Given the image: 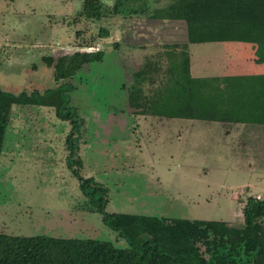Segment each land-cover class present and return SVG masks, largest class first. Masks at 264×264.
<instances>
[{
	"label": "rangeland",
	"instance_id": "obj_1",
	"mask_svg": "<svg viewBox=\"0 0 264 264\" xmlns=\"http://www.w3.org/2000/svg\"><path fill=\"white\" fill-rule=\"evenodd\" d=\"M121 1L120 15L92 21L78 17L83 0H0V89L44 93L70 83V106L82 120L75 127L52 107H12L0 158V233L94 239L127 248L102 215L90 211L77 169L107 190L108 213L224 221L242 230L247 197L264 199V126L238 125L228 134L225 128L235 125L173 120L167 126L132 105L130 92L140 88L135 73L148 58L159 63L156 78L143 90L151 98L166 79V46L186 41V25L152 18L173 0ZM102 28L109 37H100ZM80 44L103 50L104 58L75 78L57 81L44 57L73 54ZM233 44L191 45L192 61L214 74L232 64L242 73L261 71L251 67L248 45ZM201 72L193 75H206ZM135 120L152 124L140 132L145 125ZM71 134L76 157L67 143Z\"/></svg>",
	"mask_w": 264,
	"mask_h": 264
},
{
	"label": "trees",
	"instance_id": "obj_2",
	"mask_svg": "<svg viewBox=\"0 0 264 264\" xmlns=\"http://www.w3.org/2000/svg\"><path fill=\"white\" fill-rule=\"evenodd\" d=\"M113 1L111 8L103 0H83L78 17L100 21L120 15L122 1ZM152 18L184 22L186 41L166 46V79L151 98H145L143 90L148 79L156 78L159 63L148 58L135 73L140 88L138 93L131 90L130 101L141 115L229 126H264V0H173L153 13ZM99 34L102 38L109 37L107 29H100ZM206 43L248 45L252 64L261 71L195 77L191 71L190 46ZM80 45L73 54L56 59L44 57L54 68L57 81L75 78L85 65L104 58L103 50L89 51L93 46ZM71 89L74 86L70 83L44 93L15 95L0 89V158L14 105L55 108L61 120L72 121L78 127L67 94ZM73 142L71 134L67 143L75 150ZM76 164L80 167V162ZM74 173L89 199L90 211L101 214L104 224L117 232L128 247L94 239L0 233V264H264V199L258 196H248L243 203L245 229L237 230L224 221L108 213L107 190L94 178L81 177L78 169ZM139 230L146 235L144 239L140 238Z\"/></svg>",
	"mask_w": 264,
	"mask_h": 264
},
{
	"label": "crops",
	"instance_id": "obj_3",
	"mask_svg": "<svg viewBox=\"0 0 264 264\" xmlns=\"http://www.w3.org/2000/svg\"><path fill=\"white\" fill-rule=\"evenodd\" d=\"M233 45H236V44H233ZM242 45V44H241ZM191 62H192V65H191V71H192V74H193V72H195L196 70L197 71H203V72H201L200 74H206L205 76H200V77H208V76H219V75H224V74H238V73H242L243 71H241V70H239V65H229L228 67H227V72H222V73H219V74H214V73H210V72H208L209 71V66H205L206 68L204 69V70H201V65H202V62H199L198 63V61H197V63H195V62H193L192 61V58H191ZM198 64H200V67L199 66H197ZM251 67L252 68H259V66H257V65H255V64H252L251 65ZM236 70H238V73H234V72H236ZM243 70V69H242ZM153 118H158V117H153ZM159 119V121H161L162 123H166V125L168 126V123H170V121H173V120H186V121H189V122H192L193 124L194 123H196V122H207L208 124H222V123H219V122H210V121H202V120H195V119H185V118H173V119H162V118H158ZM135 121H137L138 122V124L137 125H139L140 123L142 124V125H147V124H152V121L151 122H145V121H143V122H140V121H138V120H135ZM155 124L156 125H158V124H160V122H155ZM146 125H145V127H141L140 125V128H141V131L140 132H145L146 131ZM223 125H225V124H223ZM240 125H242L243 126V124H240ZM139 126H138V128H139ZM236 127L235 128H233V127H226L225 129H226V133L228 134V133H230L233 129H239V127H238V125H235ZM257 126H259V125H257ZM214 127H216V126H214ZM253 131H257V130H253ZM158 216V215H157Z\"/></svg>",
	"mask_w": 264,
	"mask_h": 264
},
{
	"label": "flooded vegetation",
	"instance_id": "obj_4",
	"mask_svg": "<svg viewBox=\"0 0 264 264\" xmlns=\"http://www.w3.org/2000/svg\"><path fill=\"white\" fill-rule=\"evenodd\" d=\"M77 115H76V112H75V116H74V120H77V122L80 124V125H82L81 123H82V120L81 119H78V116L76 117ZM58 117V116H57ZM75 117H76V119H75ZM59 118V117H58ZM60 119V118H59ZM72 122V121H71ZM74 129V128H73ZM75 138V135L73 136V139ZM73 144L75 145L76 143H75V141L73 142ZM78 146V145H77ZM75 147V150H76V148L78 149V147ZM75 150H72L73 151V154L75 153ZM74 156L76 157V155L74 154ZM77 162H80V166H81V161L80 160H76V163ZM75 163V166L77 167V168H79L78 167V164H76ZM92 178V177H91ZM80 181V180H79ZM80 184H81V182H80Z\"/></svg>",
	"mask_w": 264,
	"mask_h": 264
}]
</instances>
